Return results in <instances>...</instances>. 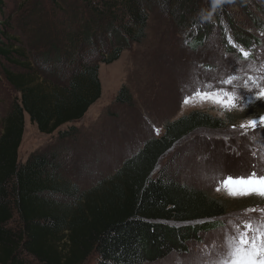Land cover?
Returning a JSON list of instances; mask_svg holds the SVG:
<instances>
[{
  "label": "trees",
  "instance_id": "obj_1",
  "mask_svg": "<svg viewBox=\"0 0 264 264\" xmlns=\"http://www.w3.org/2000/svg\"><path fill=\"white\" fill-rule=\"evenodd\" d=\"M45 1L22 0L12 16L14 3L0 0V86L18 95L0 132V264H152L199 231L220 226L226 205L179 185L160 166L191 133L224 127L202 113L169 123L160 138L147 141L106 183L79 194L58 178L68 160L66 147L35 152L19 162L25 116L41 134L57 132L60 140L75 135L73 124L101 96L99 63L110 65L124 46L140 43L148 12L172 4ZM191 1L186 15L193 10L206 20L210 11L234 28V15L226 10L232 0ZM188 21L198 26L192 15ZM16 29L29 34L28 43L13 34ZM197 44L193 40L189 46ZM115 102L132 104L125 87ZM59 197L74 201L63 204Z\"/></svg>",
  "mask_w": 264,
  "mask_h": 264
},
{
  "label": "rangeland",
  "instance_id": "obj_2",
  "mask_svg": "<svg viewBox=\"0 0 264 264\" xmlns=\"http://www.w3.org/2000/svg\"><path fill=\"white\" fill-rule=\"evenodd\" d=\"M20 1L11 0L14 10L10 9L9 14H16ZM263 1H228L226 10L234 15L232 24L236 23L232 30L225 25V18L218 16L215 20L210 11L206 20L199 12L193 15V10L186 15L194 3L191 0H172L166 8L154 7L148 12L143 40L124 46L118 60L112 64L99 63L101 96L85 116L73 124L75 135L60 140L57 132L41 134L25 116L19 162L24 164L35 152L58 145L66 147L68 160L58 178L79 194L106 183L147 141L160 138L169 123L193 112L223 121L221 129H202L188 135L160 164L179 185L197 189L225 204L227 211L216 229L208 233L199 231L195 238L185 239V243L152 264H208L206 250L211 252L214 245L222 243L228 218L247 207L264 208V201L256 198L235 201L218 193L215 190L218 180L213 179L214 174L221 179L228 174L250 173L253 165L260 163V156L264 155V129L249 130L247 135H241L232 130V125L238 129L245 118L264 113V102L249 106L247 111L234 110L228 114L207 104L183 107L181 102L185 95L202 87L205 80L218 81L229 74L241 78L252 75L264 82ZM217 14L224 13L217 10ZM191 15L197 20V27L188 21ZM14 31L22 43H28L29 34L23 36L17 29ZM193 40L199 44L189 46ZM244 53H248L247 57ZM121 87L126 88L131 98L129 106L115 102ZM16 95L0 86V132ZM58 201L67 204L74 200L59 197ZM253 215L258 216V213Z\"/></svg>",
  "mask_w": 264,
  "mask_h": 264
},
{
  "label": "snow or ice",
  "instance_id": "obj_3",
  "mask_svg": "<svg viewBox=\"0 0 264 264\" xmlns=\"http://www.w3.org/2000/svg\"><path fill=\"white\" fill-rule=\"evenodd\" d=\"M219 2V0H218ZM248 53H244L247 57ZM242 90V91H241ZM264 102V82L261 78L247 75L243 78L235 74L221 77L219 80H205L202 87H197L191 95L182 99L183 107H198L205 104L214 106L228 114L234 110L247 111L249 106ZM264 129V113L245 118L233 131L247 135L249 130ZM257 156L256 151L252 153ZM258 169V170H257ZM215 190L224 193L231 200L244 201L256 198L264 201V155L260 163L253 165L247 174L225 175L218 179ZM258 213V216L253 215ZM227 230L221 244L214 245L207 252L208 264H264V208L247 207L228 218Z\"/></svg>",
  "mask_w": 264,
  "mask_h": 264
}]
</instances>
